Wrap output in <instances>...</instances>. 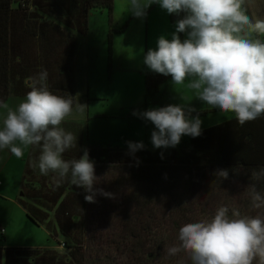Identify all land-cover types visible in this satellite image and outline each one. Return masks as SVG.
<instances>
[{
  "label": "trees",
  "instance_id": "obj_1",
  "mask_svg": "<svg viewBox=\"0 0 264 264\" xmlns=\"http://www.w3.org/2000/svg\"><path fill=\"white\" fill-rule=\"evenodd\" d=\"M113 1L0 0V107L10 97H25L32 78L47 70L49 91L72 97L74 108L71 69L79 38L87 35L92 13L106 11L110 19ZM181 18L183 14H175L176 24ZM178 35L181 38L183 33ZM167 78L171 79L147 75L145 96L157 94L158 85ZM197 114L203 113H192ZM62 124L66 132L77 136L76 148L67 150L63 158L79 159L86 149L98 178L94 188L112 197L97 194L95 202L89 203L84 199L88 193L73 186L70 177L58 184L55 174L41 175L34 167L40 148L30 147L17 202L29 222L44 225L64 252L0 247V264H171L186 260L184 253L168 260L167 249L178 243L179 229L211 219L215 213L201 216L195 212L189 200L197 183H206L210 189L212 184L238 180L247 187L255 184L264 194V178L252 177L253 170L264 167V116L243 126L232 119L201 130L200 136L181 141L177 150L149 153L143 149L134 155L126 146L90 145L86 126L81 130ZM224 169L227 179L216 174ZM211 193L207 194L214 197ZM239 202L243 205L234 207L239 212L252 209L251 200ZM260 211L264 216V209ZM172 227L177 229L175 243Z\"/></svg>",
  "mask_w": 264,
  "mask_h": 264
},
{
  "label": "clouds",
  "instance_id": "obj_2",
  "mask_svg": "<svg viewBox=\"0 0 264 264\" xmlns=\"http://www.w3.org/2000/svg\"><path fill=\"white\" fill-rule=\"evenodd\" d=\"M152 4L168 14H183L171 39L160 36L156 50L149 49L143 63L156 74L170 76L173 84L183 85L198 99L221 113H231L239 125L264 116V18L254 21L248 15L246 0H128L127 11L143 18ZM178 33L185 34L181 40ZM32 87L15 107L3 105L6 115L0 127V151L8 150L17 158L25 149L39 147L41 175L50 173L83 189L86 202L94 203L99 194L94 162L85 149L79 159L65 160L63 154L76 148L77 136L66 132L62 123L73 113L72 97L49 91L48 72L41 70L32 78ZM76 110L83 112L84 105ZM191 107L179 104L140 113L150 121L154 149L176 147L182 136L201 135L202 121ZM133 115H137L136 112ZM129 153L143 150L142 142H127ZM139 163V161H137ZM228 178V170L216 173ZM252 177L264 178V167L253 170ZM251 207L264 209V194L255 184L247 187ZM178 244L167 249L168 256L184 253L183 264H264V216H242L237 209L220 206L211 219L183 225Z\"/></svg>",
  "mask_w": 264,
  "mask_h": 264
},
{
  "label": "rangeland",
  "instance_id": "obj_3",
  "mask_svg": "<svg viewBox=\"0 0 264 264\" xmlns=\"http://www.w3.org/2000/svg\"><path fill=\"white\" fill-rule=\"evenodd\" d=\"M127 4L128 0H114L110 19L106 11L89 15V31L79 38L71 72L76 105H84L85 110L79 112L75 105L73 113L64 122L80 126L81 130L86 126V142L90 145L124 148L127 142H142L145 151L154 153L158 149L153 148L151 133L156 129L150 121L140 118L139 114L144 111L175 104L188 106L196 110L192 113H203L199 116L201 130L235 119L233 114L221 113L200 101L196 93L187 87L189 81L175 85L172 79L167 78L158 85L157 94L145 96V77L148 75L153 79L160 74L147 68L143 63L144 56L149 49L156 50L160 36L171 39L176 29V19L175 14H168L159 4H152L143 18H137L127 11ZM249 7L252 15L257 16L258 4ZM184 38L185 34L181 40ZM23 98L16 99L17 105ZM134 112L137 115H133ZM5 115L6 110L1 109L0 127ZM80 132L83 134L84 130ZM188 137L182 136L180 142ZM179 145L161 149L177 150ZM28 150L25 149L20 158L9 155L10 151L0 152V184L4 188L3 192L0 191V230L6 231L0 234V246L53 249L56 243L50 239L46 227L31 224L17 202ZM111 178L112 175L105 180ZM206 185L197 183L192 192L193 199L189 200L195 205V212L201 216L214 213L219 205L224 206L225 203L231 210V207L243 205L239 202L242 198L251 200L246 193L247 185L242 181L216 183L210 189ZM209 192L214 197H210ZM240 213L253 216L261 215L262 211L252 208ZM176 230L172 227L171 239L174 243ZM58 251L64 252L62 248ZM168 260H171L170 256ZM183 262L186 260H172L171 264Z\"/></svg>",
  "mask_w": 264,
  "mask_h": 264
},
{
  "label": "crops",
  "instance_id": "obj_4",
  "mask_svg": "<svg viewBox=\"0 0 264 264\" xmlns=\"http://www.w3.org/2000/svg\"><path fill=\"white\" fill-rule=\"evenodd\" d=\"M247 2H249V3H247ZM251 4H258V10L256 11L257 13H258V15L257 16H254V15H252V13H251V9H250V5ZM246 7H247V10H248V15H249V13H250V18L254 21L255 19H257V18H264V0H246ZM261 39H264V37H261ZM79 45V44H78ZM78 49V48H77ZM73 61H74V59H73ZM72 67H73V63H72ZM71 72H72V69H71ZM72 85H73V87H74V82H73V79H72ZM75 97V96H74ZM17 98H19V97H10L9 98V100H8V102L6 103V105H10L12 108H14L16 105H17V103H16V99ZM75 99H76V97H75ZM1 109H4V110H6L4 107H2V108H0V110ZM29 150H30V147H29ZM29 150H28V153H29ZM6 153H7V151L8 150H4ZM1 152V151H0ZM3 152V151H2ZM12 153H9V155H11ZM27 158H28V156H27ZM26 158V159H27ZM26 161V160H25ZM24 166H25V163H24ZM24 166H23V170H24ZM23 175V174H22ZM21 185H22V178H21V182H20V186H19V194H20V188H21ZM1 184H0V191H2L3 192V190H4V188L2 187L1 188ZM4 233H6V231H5V229H4ZM0 247H2V248H6V246H0ZM30 248H33V247H30ZM53 249H56V250H58L57 249V247H55V248H53Z\"/></svg>",
  "mask_w": 264,
  "mask_h": 264
},
{
  "label": "built area",
  "instance_id": "obj_5",
  "mask_svg": "<svg viewBox=\"0 0 264 264\" xmlns=\"http://www.w3.org/2000/svg\"><path fill=\"white\" fill-rule=\"evenodd\" d=\"M3 232V231H2Z\"/></svg>",
  "mask_w": 264,
  "mask_h": 264
}]
</instances>
